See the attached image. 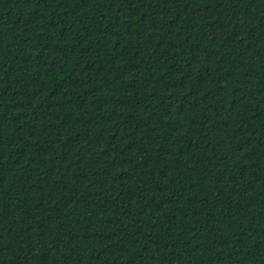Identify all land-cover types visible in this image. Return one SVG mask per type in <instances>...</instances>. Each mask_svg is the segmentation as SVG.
Here are the masks:
<instances>
[{
	"label": "trees",
	"instance_id": "1",
	"mask_svg": "<svg viewBox=\"0 0 264 264\" xmlns=\"http://www.w3.org/2000/svg\"><path fill=\"white\" fill-rule=\"evenodd\" d=\"M0 264H264V0H0Z\"/></svg>",
	"mask_w": 264,
	"mask_h": 264
}]
</instances>
